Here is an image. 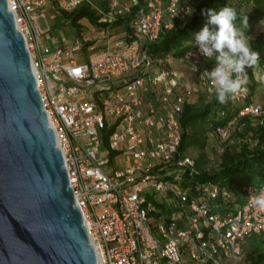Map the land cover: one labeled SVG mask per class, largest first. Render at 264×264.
<instances>
[{
  "label": "built area",
  "instance_id": "2783aa9c",
  "mask_svg": "<svg viewBox=\"0 0 264 264\" xmlns=\"http://www.w3.org/2000/svg\"><path fill=\"white\" fill-rule=\"evenodd\" d=\"M6 2L100 264H237L248 238H264V209L250 204L264 182L244 185L237 207L226 206L235 201L232 192L212 183L181 185L195 173V160L179 152V115L200 92H215L201 77L215 61L194 39L179 59L184 73L154 60L149 46L188 19L187 0ZM48 4L67 12L86 4L102 22H123L98 28L103 47L90 56L95 41L82 45L81 36L47 44L50 29L42 31L39 20H46ZM258 83L264 94V68ZM229 100L237 112L213 131L222 142L239 119L262 123L264 116L248 83Z\"/></svg>",
  "mask_w": 264,
  "mask_h": 264
},
{
  "label": "water",
  "instance_id": "95a60500",
  "mask_svg": "<svg viewBox=\"0 0 264 264\" xmlns=\"http://www.w3.org/2000/svg\"><path fill=\"white\" fill-rule=\"evenodd\" d=\"M0 264H100L6 0H0Z\"/></svg>",
  "mask_w": 264,
  "mask_h": 264
},
{
  "label": "trees",
  "instance_id": "16d2710c",
  "mask_svg": "<svg viewBox=\"0 0 264 264\" xmlns=\"http://www.w3.org/2000/svg\"><path fill=\"white\" fill-rule=\"evenodd\" d=\"M235 1L237 0H194L193 6H191L192 16L189 20L184 21L185 23L175 22L170 30H162L158 39L149 46L150 56L156 61L160 59L163 61L167 56L177 60L181 59L192 47L191 43L195 39L194 34L208 23V17L202 15L201 10L209 7L218 10L227 4L234 6L238 13H246L248 16L246 28L248 36H252L257 25L262 26V29L254 37H251V46L259 52L260 59L256 66L245 69L248 74V85L253 93L255 73L257 69L262 70L264 66V0H238L251 4V10L248 12H241L235 5ZM60 13L70 19L77 34L82 32L77 22L83 17L97 28L108 25L116 26L123 22V20L113 24L102 22L93 9L86 4L69 12L60 10ZM208 26L213 30L216 28L212 24H208ZM209 98L211 99L208 100L206 94L200 92L194 100L183 105L179 115L182 128L179 152L191 154L195 160V173L190 179L182 180L181 185L193 188L194 184L212 183L229 192L241 193V188L244 185L264 182V120L262 123H258L259 120H251L248 117L239 119L235 125V129L240 130L237 135L243 139L245 134L251 133L257 141V146L250 149L249 140H242V143L238 145V150L233 151L225 147L220 156L219 166L212 171L205 169L209 162L205 152L208 133L213 132L219 126L226 125L237 112V107L230 100L220 103L215 92ZM222 111L224 112L223 116L220 114ZM207 127L208 129H206ZM193 152L196 154L194 155ZM249 239H254V241L249 243L247 251L244 248L248 264H264V248L261 249L264 238L252 236Z\"/></svg>",
  "mask_w": 264,
  "mask_h": 264
},
{
  "label": "clouds",
  "instance_id": "9594fccd",
  "mask_svg": "<svg viewBox=\"0 0 264 264\" xmlns=\"http://www.w3.org/2000/svg\"><path fill=\"white\" fill-rule=\"evenodd\" d=\"M192 11L191 8L188 13ZM201 14L208 17V23L194 34L195 45L204 57L215 61V67L201 77L213 83L217 100L225 103L248 83L245 69L256 66L260 54L252 48L251 37L246 34V13H238L234 6L227 4L218 10L202 9ZM208 24L216 28L210 29ZM250 204L264 209V189L250 194Z\"/></svg>",
  "mask_w": 264,
  "mask_h": 264
},
{
  "label": "rangeland",
  "instance_id": "374dc122",
  "mask_svg": "<svg viewBox=\"0 0 264 264\" xmlns=\"http://www.w3.org/2000/svg\"><path fill=\"white\" fill-rule=\"evenodd\" d=\"M187 2L190 3L191 6H193L194 0H187ZM235 2H236L235 5L241 12H248L251 10V4L248 2L238 1V0ZM44 11L46 13L47 18L45 21L39 20V25L42 31H46L47 29H50V31L44 34V40L47 42L48 45L57 46V45L69 44L76 38H79L78 36H81L82 45L95 41L96 48L95 50H89L88 55L91 56L96 53H99L101 47H103V46L99 47L101 43V40H100L101 36L99 34L100 31L96 26L91 24L87 18L83 17L77 22L78 27L82 30L80 34H77L75 32L74 25L71 23L70 19L64 16L62 13H60V10L58 8H56L55 6L54 7L49 6V7H45ZM191 16H192V12L185 22H187ZM261 29H262V26L257 25L251 37H254L256 33L259 32ZM85 56H86V53H85ZM163 61L167 62L169 65H173L179 70H182L185 67L182 61L173 59L170 56H167L166 58H164ZM158 62H161V59L158 60ZM258 72H259V69H257V72L255 73V76L253 79L255 83L253 93L251 92V88H250V92H251L252 98L256 100L257 102H259L260 104H262L264 107V94H263L262 87L258 83ZM210 96L207 97L208 100L211 99L209 98ZM260 120L263 121L264 116H262ZM206 129H208V127ZM239 132H240L239 129H235V127H232L230 129L229 139L225 142H222L219 139H217L212 131L208 133V143L205 149V152H206V155L209 161L205 168L207 169V171L215 170L219 166L220 161H221L220 156L225 147H228L233 151L238 150L239 148L238 145L242 143V140H249L248 146L250 149H253L257 146V141L253 138V135L251 133L245 134L242 139L241 136L239 137L237 135ZM193 154L195 155L196 152H193ZM233 194H234L233 196L235 198V201L228 203L226 205L228 207H237L242 202L241 193L238 192V193H233ZM223 203H226V202L224 201ZM216 206H220V203H216ZM253 241L254 239H249V240L247 239L244 242V248L246 249V251H247V247L249 246V243ZM262 248H264V244L261 245V249ZM237 264H248L245 253L243 254L242 259Z\"/></svg>",
  "mask_w": 264,
  "mask_h": 264
},
{
  "label": "crops",
  "instance_id": "0c3cea01",
  "mask_svg": "<svg viewBox=\"0 0 264 264\" xmlns=\"http://www.w3.org/2000/svg\"><path fill=\"white\" fill-rule=\"evenodd\" d=\"M54 7V5H45L44 7H43V9L45 10V7ZM180 61V60H179ZM174 62V61H173ZM185 65V64H184ZM181 71H183L184 73H186V71H187V67H186V65H185V67L181 70Z\"/></svg>",
  "mask_w": 264,
  "mask_h": 264
}]
</instances>
